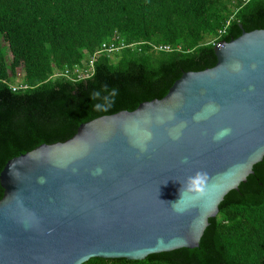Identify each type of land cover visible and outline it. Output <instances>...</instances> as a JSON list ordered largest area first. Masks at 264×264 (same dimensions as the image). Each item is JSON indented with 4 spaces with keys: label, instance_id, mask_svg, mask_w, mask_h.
<instances>
[{
    "label": "water",
    "instance_id": "obj_1",
    "mask_svg": "<svg viewBox=\"0 0 264 264\" xmlns=\"http://www.w3.org/2000/svg\"><path fill=\"white\" fill-rule=\"evenodd\" d=\"M215 53L214 68L183 74L163 99L10 160L0 175V264L198 248L224 198L264 159V30Z\"/></svg>",
    "mask_w": 264,
    "mask_h": 264
},
{
    "label": "trees",
    "instance_id": "obj_2",
    "mask_svg": "<svg viewBox=\"0 0 264 264\" xmlns=\"http://www.w3.org/2000/svg\"><path fill=\"white\" fill-rule=\"evenodd\" d=\"M257 30L264 0H0V175L82 124L163 99L183 74L216 66L217 44ZM253 172L198 248L84 264H264V159Z\"/></svg>",
    "mask_w": 264,
    "mask_h": 264
},
{
    "label": "built area",
    "instance_id": "obj_3",
    "mask_svg": "<svg viewBox=\"0 0 264 264\" xmlns=\"http://www.w3.org/2000/svg\"><path fill=\"white\" fill-rule=\"evenodd\" d=\"M250 1L251 0H243L245 5L248 4ZM104 48H106V46H104ZM113 50H114L113 47H109V48L105 49V51H107V52H112ZM93 61H94V59H90V70L84 71L82 69H76L75 73L78 74L79 77H81V78H84V79L89 78L91 75L90 72L92 71ZM66 76L70 78L68 72H66ZM16 89L17 88L14 87V90H16Z\"/></svg>",
    "mask_w": 264,
    "mask_h": 264
},
{
    "label": "rangeland",
    "instance_id": "obj_4",
    "mask_svg": "<svg viewBox=\"0 0 264 264\" xmlns=\"http://www.w3.org/2000/svg\"><path fill=\"white\" fill-rule=\"evenodd\" d=\"M24 70H22L21 68L17 70V76H16V83H20L22 81V79L24 78Z\"/></svg>",
    "mask_w": 264,
    "mask_h": 264
},
{
    "label": "clouds",
    "instance_id": "obj_5",
    "mask_svg": "<svg viewBox=\"0 0 264 264\" xmlns=\"http://www.w3.org/2000/svg\"><path fill=\"white\" fill-rule=\"evenodd\" d=\"M226 134H227V130H224V131H222V132L219 134V137H218V138H221V137H223V136L226 135ZM170 203L175 204L176 202H170Z\"/></svg>",
    "mask_w": 264,
    "mask_h": 264
}]
</instances>
